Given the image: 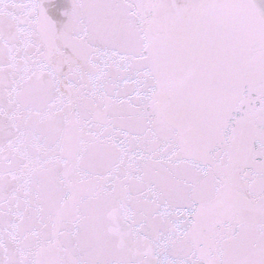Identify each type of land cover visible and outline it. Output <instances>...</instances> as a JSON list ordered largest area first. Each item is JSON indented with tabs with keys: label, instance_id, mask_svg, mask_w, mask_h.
Here are the masks:
<instances>
[{
	"label": "snow or ice",
	"instance_id": "6c2138e0",
	"mask_svg": "<svg viewBox=\"0 0 264 264\" xmlns=\"http://www.w3.org/2000/svg\"><path fill=\"white\" fill-rule=\"evenodd\" d=\"M0 264H264V0H0Z\"/></svg>",
	"mask_w": 264,
	"mask_h": 264
}]
</instances>
